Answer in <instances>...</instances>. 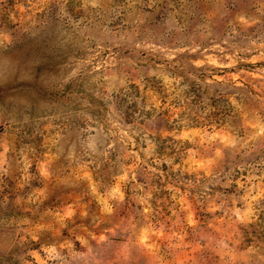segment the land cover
<instances>
[{
  "label": "rangeland",
  "instance_id": "374dc122",
  "mask_svg": "<svg viewBox=\"0 0 264 264\" xmlns=\"http://www.w3.org/2000/svg\"><path fill=\"white\" fill-rule=\"evenodd\" d=\"M0 264H264V0H0Z\"/></svg>",
  "mask_w": 264,
  "mask_h": 264
}]
</instances>
